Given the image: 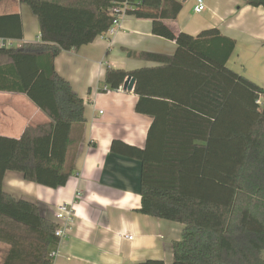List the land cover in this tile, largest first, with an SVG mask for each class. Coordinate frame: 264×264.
<instances>
[{
    "label": "trees",
    "instance_id": "trees-1",
    "mask_svg": "<svg viewBox=\"0 0 264 264\" xmlns=\"http://www.w3.org/2000/svg\"><path fill=\"white\" fill-rule=\"evenodd\" d=\"M263 7L264 0H243ZM38 18L41 41L0 47V92L25 95L50 118L19 139L0 137L2 264H52L58 223L37 204L6 193L8 171L59 189L74 175V152L86 125L85 102L55 68L106 34L116 15L152 21L154 35L174 41V55L142 52L155 63L133 71L108 68L119 90L135 79L136 112L153 121L144 149L114 140L111 152L139 160L144 215L184 226L173 264H264V88L232 70L236 42L219 29L175 34L183 5L176 0H20ZM0 40L23 41L21 14L0 15ZM137 264H165L147 260Z\"/></svg>",
    "mask_w": 264,
    "mask_h": 264
},
{
    "label": "crops",
    "instance_id": "crops-1",
    "mask_svg": "<svg viewBox=\"0 0 264 264\" xmlns=\"http://www.w3.org/2000/svg\"><path fill=\"white\" fill-rule=\"evenodd\" d=\"M176 1L183 9L176 21L166 22L175 34L197 36L219 29L236 42L228 65L232 59L253 60L264 55L263 7L243 0H204L205 11L197 14V0ZM11 13L21 14L24 24V40L13 41L14 47L41 41L39 20L31 9L20 0H0V15ZM176 49L174 41L153 34L151 20L124 15L119 26L93 43L56 58L57 73L85 102L86 125L74 152L75 173L59 189L28 182L13 171L6 173L3 182L6 193L37 204L45 218L58 224L57 207L74 204V225L68 236L51 248L50 254H56L52 264H137L147 260L173 264V243L181 240L184 226L139 211L142 164L111 152L114 140L144 149L153 119L136 112L139 97L134 89L124 90L123 86L105 91V75L108 68L133 71L153 67L155 63L138 55L172 56ZM247 67L249 70L241 73L256 81L250 62ZM50 121L25 95L0 92V137L19 139L28 126ZM7 252L8 246L0 243V264Z\"/></svg>",
    "mask_w": 264,
    "mask_h": 264
},
{
    "label": "built area",
    "instance_id": "built-area-1",
    "mask_svg": "<svg viewBox=\"0 0 264 264\" xmlns=\"http://www.w3.org/2000/svg\"><path fill=\"white\" fill-rule=\"evenodd\" d=\"M205 2L204 0H197L196 6H195V12L197 14H201L205 11ZM116 15V18L114 20L113 26H119L120 23V17L126 15V7L122 8L121 10H114ZM127 16V15H126ZM0 47L1 48H10L13 47V41H7L2 40L0 41ZM109 89L105 87V91H108ZM257 103L260 106L264 107V102L262 99H259ZM81 196V194L78 193V198ZM76 214L74 210V204H61L57 207V213H56V219L59 222V226L56 230V237L59 238V240H62L68 236V233L71 231L74 222H75ZM129 239H133V237H129ZM56 256L55 253L50 254V258H54Z\"/></svg>",
    "mask_w": 264,
    "mask_h": 264
},
{
    "label": "rangeland",
    "instance_id": "rangeland-1",
    "mask_svg": "<svg viewBox=\"0 0 264 264\" xmlns=\"http://www.w3.org/2000/svg\"><path fill=\"white\" fill-rule=\"evenodd\" d=\"M249 62L251 63V68H253L257 74L255 76L256 81H254V82H256L258 85L264 87V85H263L264 84V55L258 56V58L256 57L253 60L232 59L228 66L231 69H235V71H237L238 73L240 71V74H242L243 72H246L249 70V68L247 67ZM262 100L264 102V99H262Z\"/></svg>",
    "mask_w": 264,
    "mask_h": 264
},
{
    "label": "water",
    "instance_id": "water-1",
    "mask_svg": "<svg viewBox=\"0 0 264 264\" xmlns=\"http://www.w3.org/2000/svg\"><path fill=\"white\" fill-rule=\"evenodd\" d=\"M135 79L132 77H128L124 83V90L132 91L135 88Z\"/></svg>",
    "mask_w": 264,
    "mask_h": 264
}]
</instances>
